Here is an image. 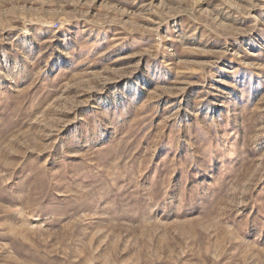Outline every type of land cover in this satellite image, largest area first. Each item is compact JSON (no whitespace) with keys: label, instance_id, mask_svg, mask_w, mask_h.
Instances as JSON below:
<instances>
[{"label":"rangeland","instance_id":"obj_1","mask_svg":"<svg viewBox=\"0 0 264 264\" xmlns=\"http://www.w3.org/2000/svg\"><path fill=\"white\" fill-rule=\"evenodd\" d=\"M0 264H264V0H0Z\"/></svg>","mask_w":264,"mask_h":264}]
</instances>
